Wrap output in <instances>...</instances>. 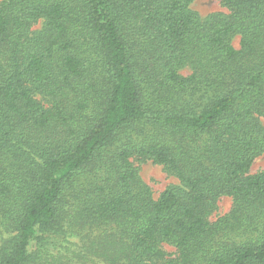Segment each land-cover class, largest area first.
<instances>
[{
    "label": "trees",
    "instance_id": "obj_1",
    "mask_svg": "<svg viewBox=\"0 0 264 264\" xmlns=\"http://www.w3.org/2000/svg\"><path fill=\"white\" fill-rule=\"evenodd\" d=\"M193 1L0 0V264H264V0Z\"/></svg>",
    "mask_w": 264,
    "mask_h": 264
},
{
    "label": "rangeland",
    "instance_id": "obj_2",
    "mask_svg": "<svg viewBox=\"0 0 264 264\" xmlns=\"http://www.w3.org/2000/svg\"><path fill=\"white\" fill-rule=\"evenodd\" d=\"M190 8L201 19L212 14L226 12V10L221 6L219 0H194ZM38 27L39 25L34 27V29ZM232 45L235 49H238L239 46L238 36L233 38ZM188 73L189 71L187 70L181 71L182 75H187ZM137 166L141 180L151 189L154 198H157L159 194L168 186L177 185L176 179L164 173L162 168L159 166L152 165L151 163H143ZM262 170H264V153L254 159L251 168L249 170V173L255 174ZM230 207H231L230 198L221 197L216 204V210L212 213L210 217V221H214L216 218L226 214L230 210ZM9 236H10L9 234L0 231V245L3 241L7 240ZM164 250L167 253H171L173 251V249L168 246H164ZM73 259H74L73 261L75 262L76 259L79 260L78 264L81 263L80 261H84L82 259H79V257H73ZM90 260H88L87 263L85 262V264H105L98 259H90Z\"/></svg>",
    "mask_w": 264,
    "mask_h": 264
}]
</instances>
